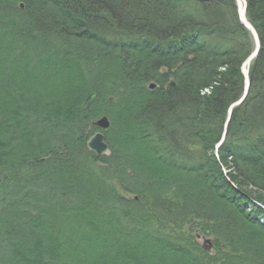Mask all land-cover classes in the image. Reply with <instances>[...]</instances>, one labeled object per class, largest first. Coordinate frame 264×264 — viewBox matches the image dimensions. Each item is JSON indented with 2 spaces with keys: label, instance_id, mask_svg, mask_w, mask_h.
I'll list each match as a JSON object with an SVG mask.
<instances>
[{
  "label": "trees",
  "instance_id": "16d2710c",
  "mask_svg": "<svg viewBox=\"0 0 264 264\" xmlns=\"http://www.w3.org/2000/svg\"><path fill=\"white\" fill-rule=\"evenodd\" d=\"M246 3L260 49L217 150L254 51L235 0H0V264H264V0Z\"/></svg>",
  "mask_w": 264,
  "mask_h": 264
},
{
  "label": "water",
  "instance_id": "95a60500",
  "mask_svg": "<svg viewBox=\"0 0 264 264\" xmlns=\"http://www.w3.org/2000/svg\"><path fill=\"white\" fill-rule=\"evenodd\" d=\"M236 3L238 5V16L240 19V23L243 27L247 28L248 31L250 32L251 36L254 39V45L256 50L249 56L247 57V60L244 62L243 66H242V70H243V74H244V78H245V88H244V95L242 98H240L238 101L235 102V104H233L229 109H228V117L225 123V128L222 134V138L220 139V141L218 142V144L215 146L216 149H219V146L224 142L225 140V135L227 133V128H228V123L230 122L231 116H232V110L233 108L237 107L238 105L241 104V102L245 99L246 95H247V90H248V85H249V81H248V67L249 64L251 63V61L253 60L252 58L255 57L258 53L259 50V37L257 36L254 28L249 24L247 17L245 16V10H246V5H245V1L244 0H236ZM22 7V6H21ZM174 86L173 83H171V85L169 87ZM155 85L151 84L150 89H154ZM109 125H110V121H108L105 117H102L100 119H98V122H96L94 124V126L96 128H99L100 130H108L109 129ZM88 148L89 150L94 153L97 157L102 156V155H107L108 154V147L105 144V142H103V135L102 133H98L96 136H94L92 139H90V141H88Z\"/></svg>",
  "mask_w": 264,
  "mask_h": 264
},
{
  "label": "bare ground",
  "instance_id": "6f19581e",
  "mask_svg": "<svg viewBox=\"0 0 264 264\" xmlns=\"http://www.w3.org/2000/svg\"><path fill=\"white\" fill-rule=\"evenodd\" d=\"M245 1V5H246V10H245V16H246V11H247V3H246V0H244ZM235 4L237 5V3H236V0H235ZM237 13H238V5H237ZM247 17V16H246ZM248 20V19H247ZM239 21H240V19H239ZM249 22V21H248ZM249 24H250V22H249ZM251 25V24H250ZM252 26V25H251ZM253 28H254V26H252ZM254 30H255V28H254ZM255 32H256V30H255ZM256 34H257V36H258V33L256 32ZM259 42H260V37H259ZM259 46H260V43H259ZM256 50V48H255V45H254V51ZM253 51V52H254ZM259 51V50H258ZM252 52V53H253ZM251 53V54H252ZM258 54V53H257ZM257 56V55H256ZM255 56V57H256ZM255 57H253L252 59L254 60V58ZM242 70V69H241ZM242 73H243V70H242ZM244 75V74H243ZM248 81H249V85H248V88H249V86H250V84H251V81L249 80V78H248ZM248 91V90H247ZM248 94V93H247ZM225 123L226 122H224V125L223 126H225ZM229 124V123H228ZM229 126V125H228ZM227 130H228V128H227ZM223 131H224V129H223ZM222 134H223V132H222ZM222 134H221V136H222ZM226 136V135H225ZM222 138V137H221ZM226 138V137H225ZM219 142V141H218ZM191 236H193L194 237V239H195V242H196V244L199 246V243H198V241H203V243L201 244V246H200V248L204 251V252H206V253H212V251L214 250V247H215V245H214V239L212 238H206L205 236H203V235H200V234H198L197 232L196 233H193Z\"/></svg>",
  "mask_w": 264,
  "mask_h": 264
},
{
  "label": "rangeland",
  "instance_id": "374dc122",
  "mask_svg": "<svg viewBox=\"0 0 264 264\" xmlns=\"http://www.w3.org/2000/svg\"><path fill=\"white\" fill-rule=\"evenodd\" d=\"M253 41H254V40H253ZM259 49H260V48H259ZM242 66H243V65H242ZM243 91H244V90H243ZM205 92H208V91L205 90ZM243 95H244V93H243ZM243 95H242L240 98H242ZM246 97H247V95H246ZM246 97H245V98H246ZM240 98H239V99H240ZM239 99H238V100H239ZM243 101H244V100H243ZM243 101H242V102H243ZM242 102H241V104H242ZM234 104H235V102H234ZM241 104H240V105H241ZM232 105H233V104H232ZM232 105H231V106H232ZM231 106H230V107H231ZM238 106H239V105H238ZM238 106H237V107H238ZM230 107H229V108H230ZM237 107H235V108H237ZM235 108H233V110H234ZM233 110H232V111H233ZM226 115H227V117H228V111H227V114H226ZM103 117H105V118L107 119L106 116H103ZM100 118H102V117H100ZM100 118H98V119H100ZM107 120H108V119H107ZM226 120H227V118H226ZM230 120H231V119H230ZM108 121H110V120H108ZM96 122H98V120H97ZM96 122H94L92 125H93V127H94L95 129H97L98 132H95V133L93 134V136L90 137V139H92V138H93L94 136H96L98 133H102V135H103V142H105V135H104V132L107 131V130H104V131H103V130H100L99 128H96V127L94 126V124H95ZM225 122H226V121H225ZM224 128H225V126L223 127V129H224ZM90 139H89L88 141H90ZM87 143H88V142H87ZM105 144L107 145L106 142H105ZM107 147H108V145H107ZM87 148H88V144H87ZM88 149H89V148H88ZM217 150H218V149H217ZM89 151H90V150H89ZM108 152H109V149H108ZM107 155H109V153H108ZM107 155H102V156H107ZM206 238H208V237H206ZM198 243H199V246H201V244L203 243V241H202V240H201V241H198Z\"/></svg>",
  "mask_w": 264,
  "mask_h": 264
}]
</instances>
